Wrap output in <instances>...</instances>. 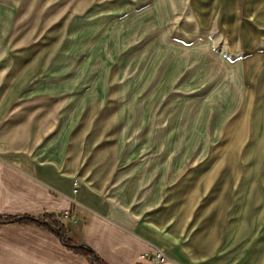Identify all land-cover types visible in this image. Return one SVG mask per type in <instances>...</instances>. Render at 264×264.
Here are the masks:
<instances>
[{"label":"crops","instance_id":"obj_1","mask_svg":"<svg viewBox=\"0 0 264 264\" xmlns=\"http://www.w3.org/2000/svg\"><path fill=\"white\" fill-rule=\"evenodd\" d=\"M249 1L0 0V214L69 210L71 217L61 215L68 237L106 264H264V245L251 255L264 222L249 229L243 218L232 225L228 216H212L217 206L226 214L234 205L229 190L209 203L200 201L205 190L180 186L157 191L154 204L119 201L135 197L120 184L136 169L131 148L122 152L120 143L121 56L144 50L146 64L160 49L178 77L180 58L171 56L196 49L185 32L200 41L214 20L250 22ZM235 173L223 184L239 183ZM152 195L146 190L139 198ZM156 250L167 260L147 257ZM0 264L94 263L46 228L2 224Z\"/></svg>","mask_w":264,"mask_h":264},{"label":"rangeland","instance_id":"obj_2","mask_svg":"<svg viewBox=\"0 0 264 264\" xmlns=\"http://www.w3.org/2000/svg\"><path fill=\"white\" fill-rule=\"evenodd\" d=\"M247 9L252 15L250 22L225 18L220 26L214 20L206 38L201 36L200 41L193 38L192 31L185 32L186 40H197L196 49L187 47L180 56H171L176 62L180 58L178 77L177 65L173 72L166 69L160 49H152L146 64L144 50L121 56L126 69L120 95V143L122 152L131 148L136 169L130 183L120 184L121 189L125 187L123 191L134 192L135 197L119 201L154 204L157 191L180 186L183 192L194 187L205 190L207 194L200 201L209 203L214 201L212 196L219 198L229 190L234 205L226 214L217 206L212 214L217 221L228 216L233 225L243 218L249 229L264 222V215H260L264 214V30L254 24H264V0H250ZM184 10L181 8L178 14ZM233 10L228 7L227 11ZM143 42L136 47L139 49ZM243 89L241 115L232 130ZM237 171L240 182L224 185V180ZM181 178L187 182L172 181ZM146 190L153 192L152 197L139 198ZM182 201L177 199V203ZM263 231L252 257L264 245Z\"/></svg>","mask_w":264,"mask_h":264},{"label":"trees","instance_id":"obj_3","mask_svg":"<svg viewBox=\"0 0 264 264\" xmlns=\"http://www.w3.org/2000/svg\"><path fill=\"white\" fill-rule=\"evenodd\" d=\"M2 224H19V225H37L48 229L57 234L62 243L70 250L93 258L94 264H106L100 257H98L93 250L84 245L74 243L67 235V230L61 221V215L52 212H42L36 215L33 214H19V215H1L0 225Z\"/></svg>","mask_w":264,"mask_h":264},{"label":"built area","instance_id":"obj_4","mask_svg":"<svg viewBox=\"0 0 264 264\" xmlns=\"http://www.w3.org/2000/svg\"><path fill=\"white\" fill-rule=\"evenodd\" d=\"M77 186H78V183L77 181L75 180L73 182V192L76 193L77 192ZM61 215L63 217H71V213L69 210H64ZM147 255V254H146ZM147 257H149L150 259L158 262V263H162L164 261L167 260V256L165 255V253L162 251V250H156L154 251L153 253L147 255Z\"/></svg>","mask_w":264,"mask_h":264},{"label":"water","instance_id":"obj_5","mask_svg":"<svg viewBox=\"0 0 264 264\" xmlns=\"http://www.w3.org/2000/svg\"><path fill=\"white\" fill-rule=\"evenodd\" d=\"M93 261V258H90V262H92Z\"/></svg>","mask_w":264,"mask_h":264}]
</instances>
